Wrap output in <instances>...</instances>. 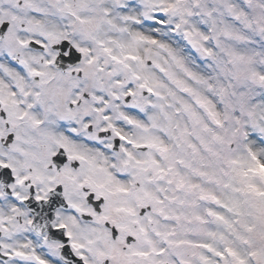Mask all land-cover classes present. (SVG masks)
<instances>
[{
  "label": "snow or ice",
  "instance_id": "6c2138e0",
  "mask_svg": "<svg viewBox=\"0 0 264 264\" xmlns=\"http://www.w3.org/2000/svg\"><path fill=\"white\" fill-rule=\"evenodd\" d=\"M0 264H264V0H0Z\"/></svg>",
  "mask_w": 264,
  "mask_h": 264
}]
</instances>
